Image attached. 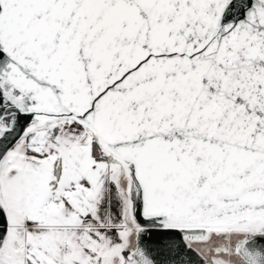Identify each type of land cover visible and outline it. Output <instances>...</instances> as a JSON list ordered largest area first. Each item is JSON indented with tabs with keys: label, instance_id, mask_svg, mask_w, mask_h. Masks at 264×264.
Masks as SVG:
<instances>
[{
	"label": "snow or ice",
	"instance_id": "snow-or-ice-1",
	"mask_svg": "<svg viewBox=\"0 0 264 264\" xmlns=\"http://www.w3.org/2000/svg\"><path fill=\"white\" fill-rule=\"evenodd\" d=\"M0 264H264V0H0Z\"/></svg>",
	"mask_w": 264,
	"mask_h": 264
}]
</instances>
